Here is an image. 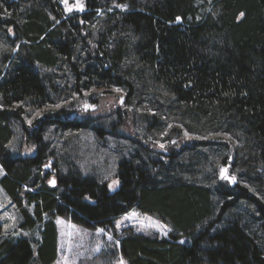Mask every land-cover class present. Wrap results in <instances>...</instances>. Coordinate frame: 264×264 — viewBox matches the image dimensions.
Listing matches in <instances>:
<instances>
[{
  "label": "trees",
  "instance_id": "obj_1",
  "mask_svg": "<svg viewBox=\"0 0 264 264\" xmlns=\"http://www.w3.org/2000/svg\"><path fill=\"white\" fill-rule=\"evenodd\" d=\"M85 4L0 0V183L21 216L11 231L0 224V264H54L58 217L105 229L133 209L172 231L127 233L128 264H264V0ZM86 94L85 107L52 108ZM31 110L41 115L29 123ZM199 126L230 137L183 132ZM89 127L131 146L114 190L44 139ZM168 128L167 143L151 138ZM218 151L216 178L200 181Z\"/></svg>",
  "mask_w": 264,
  "mask_h": 264
},
{
  "label": "rangeland",
  "instance_id": "obj_2",
  "mask_svg": "<svg viewBox=\"0 0 264 264\" xmlns=\"http://www.w3.org/2000/svg\"><path fill=\"white\" fill-rule=\"evenodd\" d=\"M62 4L67 13L82 11L86 8L85 0H68L67 6L63 2ZM77 4L82 5L83 9L80 10L78 7H74ZM68 7H71L72 11H68ZM115 90L119 93V90ZM87 96L88 94L82 98L75 96L73 99L68 100L60 98V101L54 104L52 108L85 107L89 105ZM113 102L115 101L112 100ZM102 109L105 110L106 106L104 105ZM29 114V117L26 118L29 123L41 115L38 110H31ZM199 129L200 131H190L184 127L183 132L187 137L198 139L205 137L217 140L219 138L228 139L230 137L229 134L214 132L211 128L204 126H199ZM139 130L144 132V128H140ZM169 130L168 128L166 132L162 130L161 133H155L153 136L151 135V138L157 140L160 144L167 143L173 139V137H170L167 140V135L170 134ZM199 132L203 134L201 135ZM44 139L47 143L53 144V148H56L58 154L62 156L63 162L64 160L68 163L75 161L85 175L99 177L103 181L108 182L109 185H112V190L119 186V181L116 178L118 163L121 157L127 154V150L131 149L127 141L111 137H108V141H104L103 137L100 139L90 127L79 132H62L61 130L56 131L50 128L44 135ZM21 146H23L21 127H17L16 136L11 143V147L18 153ZM24 150V154L28 155V153L31 154L33 152L34 148H26ZM221 159V152L218 151L215 154L209 152L208 161H212L213 163L211 167H207L206 172L199 176L200 181L201 178H216V175L210 173V171L214 169V166ZM62 164L60 161V163H56V166L59 165L61 168H64ZM50 165L54 164L48 163V169H51ZM2 176L3 170L0 166V180ZM114 181L118 183H113ZM20 219L19 210L12 203L10 196L0 183V224L4 231L13 230L18 225ZM57 228L58 257L54 264H121V261H123V264H128L119 253V240L123 236L129 232H133L143 235L168 237L172 231L171 226L162 221L158 216L143 214L138 209H133L120 216L115 220L114 227L112 228L90 230L78 226L63 216L57 218Z\"/></svg>",
  "mask_w": 264,
  "mask_h": 264
},
{
  "label": "snow or ice",
  "instance_id": "obj_3",
  "mask_svg": "<svg viewBox=\"0 0 264 264\" xmlns=\"http://www.w3.org/2000/svg\"><path fill=\"white\" fill-rule=\"evenodd\" d=\"M62 2L65 3V5L67 6L68 0H62ZM74 7H78L80 10L83 9V6L82 5H79V4L74 5ZM120 7H126V6H120ZM67 10L68 11H72V8L71 7H68ZM241 15H243V14H241ZM179 19H180V17H177V20H179ZM225 178H227V177H225ZM232 180L234 182L235 181V177H232ZM50 183L51 184H55V180L50 181ZM113 183H118V182L117 181H114ZM109 188H112V185H109ZM101 231H103V229H101ZM181 243H183V241H181ZM121 264H123V261H121Z\"/></svg>",
  "mask_w": 264,
  "mask_h": 264
},
{
  "label": "water",
  "instance_id": "obj_4",
  "mask_svg": "<svg viewBox=\"0 0 264 264\" xmlns=\"http://www.w3.org/2000/svg\"><path fill=\"white\" fill-rule=\"evenodd\" d=\"M51 161H53V160H51Z\"/></svg>",
  "mask_w": 264,
  "mask_h": 264
}]
</instances>
